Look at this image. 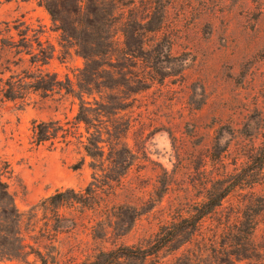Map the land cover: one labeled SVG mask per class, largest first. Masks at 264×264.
Here are the masks:
<instances>
[{
  "label": "rangeland",
  "instance_id": "374dc122",
  "mask_svg": "<svg viewBox=\"0 0 264 264\" xmlns=\"http://www.w3.org/2000/svg\"><path fill=\"white\" fill-rule=\"evenodd\" d=\"M51 1L65 8L73 0ZM85 1L103 19L104 40L114 38L111 64L104 63L110 55H99L87 69L41 0H0V25H29L31 38L32 28H41L51 56L44 67L70 89L0 101V156L10 162L5 179L17 206L27 210L58 188L78 190L93 180L78 138L35 144V120L65 123L91 105L103 118L97 134L120 142L105 145L112 160L104 175L125 172L122 181L99 188L94 208L66 209L80 221L44 241L48 264H80L115 245L145 246L164 223L237 173L247 181L189 240L117 264H264V162L257 159L264 144V0ZM91 78L98 79L92 93ZM65 125L78 134L72 121ZM29 259L5 255L0 264H44L34 253Z\"/></svg>",
  "mask_w": 264,
  "mask_h": 264
},
{
  "label": "trees",
  "instance_id": "16d2710c",
  "mask_svg": "<svg viewBox=\"0 0 264 264\" xmlns=\"http://www.w3.org/2000/svg\"><path fill=\"white\" fill-rule=\"evenodd\" d=\"M41 2L56 22H59L58 28L63 34L74 40L81 55L86 59L87 69L91 66L92 60L99 55L108 57L110 55L111 62L104 63L113 62L114 52L111 51V42L114 38L109 39L110 34L108 41L104 40L103 19L98 15V10L89 7L85 0H73L72 4L65 8L54 6L51 0H41ZM21 25L18 22L0 25V101L25 100L32 93L50 96L54 92H61L63 87L70 91L57 73L44 67L50 62L51 56L48 55L49 49L40 37L42 29L32 28L34 32L31 38L30 26L24 28ZM139 45L130 48V51L141 49L142 46ZM26 61H29L28 65L25 64ZM68 79L71 81L69 75ZM96 81L98 79L91 78L87 84L91 87V93L96 87ZM84 107H88L90 111L86 112ZM92 107L83 104L73 120H67L65 123L60 118H51L35 120L32 126V141L35 144L51 141V144L65 142L69 145L73 137L78 138L86 154L91 157L90 166L93 169V180L86 187L78 190L75 187L58 188L29 209L21 210L15 202L9 182L5 179V176L11 175L10 162L0 156V257L9 255L30 262L29 255L34 253L43 260L44 264H48L41 248L45 245L44 241L57 240L60 234L75 227L80 221L78 217L69 216L66 209L76 206L94 208L98 204L99 188L105 183L122 181L125 172H119L118 175H104L107 171L106 161L112 160V155L105 157V145L108 144L110 148L119 147L120 142L114 145L113 142L104 139L103 134H97L102 129L98 124L103 118L96 117ZM105 115L109 120L112 114ZM70 121L76 126L78 134L65 125ZM82 127L87 134L81 129ZM124 149L129 150L127 147ZM259 153L257 159L262 164L264 144ZM80 166L81 162L72 165L75 169ZM227 181L229 182L220 190L209 193L205 199L195 201L190 210H186L185 213L180 212L172 220L164 223L155 239L149 244L145 246L122 244L100 248L80 264H117L123 258H147L159 254L163 248L171 246L182 236H184L182 242L189 240V236L195 233L203 218L221 205L222 199L237 185L246 182L247 178L240 177L237 173ZM67 221L70 224H64Z\"/></svg>",
  "mask_w": 264,
  "mask_h": 264
}]
</instances>
